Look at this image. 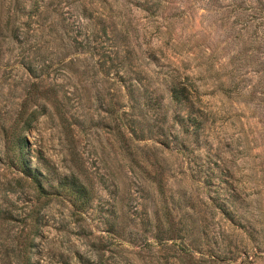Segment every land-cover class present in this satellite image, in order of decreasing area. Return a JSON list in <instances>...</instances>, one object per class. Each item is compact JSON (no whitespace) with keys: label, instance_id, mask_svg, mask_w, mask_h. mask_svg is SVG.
Segmentation results:
<instances>
[{"label":"rangeland","instance_id":"rangeland-1","mask_svg":"<svg viewBox=\"0 0 264 264\" xmlns=\"http://www.w3.org/2000/svg\"><path fill=\"white\" fill-rule=\"evenodd\" d=\"M0 264H264V0H0Z\"/></svg>","mask_w":264,"mask_h":264},{"label":"trees","instance_id":"trees-1","mask_svg":"<svg viewBox=\"0 0 264 264\" xmlns=\"http://www.w3.org/2000/svg\"><path fill=\"white\" fill-rule=\"evenodd\" d=\"M182 92H183V90H176V89L172 90V98L174 99L175 102L181 103L184 100H186V99H183ZM34 119H35V115L32 112V121ZM16 140L18 143L17 146L19 148V159L21 161L23 159V149L26 145V141L22 140L21 138H17ZM32 181H34L35 187H36V190L38 191V193H41L43 191L45 192L43 185L40 183V181L37 178V175H36V173H34V171L32 172ZM38 230H39V222H38V219H35V222L33 223V233H34L35 237L39 235Z\"/></svg>","mask_w":264,"mask_h":264}]
</instances>
